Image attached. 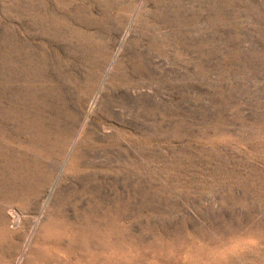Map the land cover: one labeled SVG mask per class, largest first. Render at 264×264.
I'll list each match as a JSON object with an SVG mask.
<instances>
[{
  "label": "rangeland",
  "instance_id": "374dc122",
  "mask_svg": "<svg viewBox=\"0 0 264 264\" xmlns=\"http://www.w3.org/2000/svg\"><path fill=\"white\" fill-rule=\"evenodd\" d=\"M0 264H264V0H0Z\"/></svg>",
  "mask_w": 264,
  "mask_h": 264
}]
</instances>
